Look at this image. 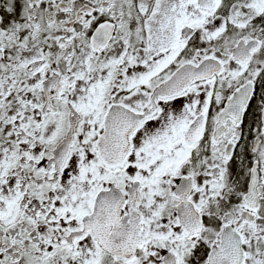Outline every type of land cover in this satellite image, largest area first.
Listing matches in <instances>:
<instances>
[{"label": "snow or ice", "instance_id": "6c2138e0", "mask_svg": "<svg viewBox=\"0 0 264 264\" xmlns=\"http://www.w3.org/2000/svg\"><path fill=\"white\" fill-rule=\"evenodd\" d=\"M0 264H264V0H0Z\"/></svg>", "mask_w": 264, "mask_h": 264}]
</instances>
